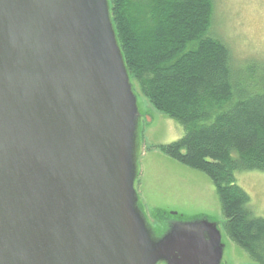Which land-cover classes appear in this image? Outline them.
<instances>
[{
	"label": "water",
	"instance_id": "obj_1",
	"mask_svg": "<svg viewBox=\"0 0 264 264\" xmlns=\"http://www.w3.org/2000/svg\"><path fill=\"white\" fill-rule=\"evenodd\" d=\"M108 43L86 0H0V264H107L125 103Z\"/></svg>",
	"mask_w": 264,
	"mask_h": 264
},
{
	"label": "trees",
	"instance_id": "obj_2",
	"mask_svg": "<svg viewBox=\"0 0 264 264\" xmlns=\"http://www.w3.org/2000/svg\"><path fill=\"white\" fill-rule=\"evenodd\" d=\"M214 9V0H111L132 80L187 130L161 151L211 178L229 238L264 264V217L237 185L239 172H264V66L235 65L213 35Z\"/></svg>",
	"mask_w": 264,
	"mask_h": 264
},
{
	"label": "rangeland",
	"instance_id": "obj_3",
	"mask_svg": "<svg viewBox=\"0 0 264 264\" xmlns=\"http://www.w3.org/2000/svg\"><path fill=\"white\" fill-rule=\"evenodd\" d=\"M108 34L125 97L113 138L109 175L119 233L107 264H258L228 236L220 198L210 177L167 157L161 148L187 130L142 95L123 61L111 0H86ZM214 36L229 47L235 65L264 66V0H214ZM240 68H238L239 70ZM237 185L251 196L254 217H264V172H239ZM117 216V215H116ZM123 232V237L122 233Z\"/></svg>",
	"mask_w": 264,
	"mask_h": 264
}]
</instances>
